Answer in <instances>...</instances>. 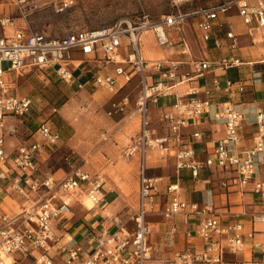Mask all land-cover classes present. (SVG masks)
<instances>
[{"label":"built area","instance_id":"1","mask_svg":"<svg viewBox=\"0 0 264 264\" xmlns=\"http://www.w3.org/2000/svg\"><path fill=\"white\" fill-rule=\"evenodd\" d=\"M27 3V0H19ZM172 11L160 17L142 14L122 17L109 25L88 27L74 20L73 26L64 34L48 36L42 32L14 29L10 34L5 28L13 26L10 17L0 16V191L15 194L26 204L14 214L2 210L0 202V264H14L15 256L32 257L34 264H145L152 258L153 246L149 240L151 226L147 215L157 210L156 197L162 177L146 175L147 154L156 151L160 156H172L179 172L188 170L196 179L203 169H219L223 172L222 188L236 187L250 189L256 197L257 210L250 215L252 223H264V95L255 102L253 112L254 129L249 138L240 134L247 110H241L233 102L237 93H244L248 85L262 83L259 71H254L246 79L232 80L228 75L223 79L213 77L211 87L194 85L183 92H173V87L203 76L207 71H228L249 64L238 56H221L215 60L188 62L194 73L182 70L183 62L177 60L150 61L141 51L143 33L151 31L160 46L170 45L169 33L181 31L184 21L200 15L197 27L204 41H210L216 48L234 50L239 47L238 36L229 27L224 38L215 36V27H222L221 15L234 11L247 26L255 27L261 41L251 39L252 44L264 42V0H217L200 7H191L172 0ZM77 0H42L34 7L50 9L55 15L75 17ZM126 50L125 54L122 50ZM78 50L83 55H93L101 67L92 71L84 81L74 77L66 62L71 60V52ZM7 62L3 68L2 63ZM112 66V73H102ZM49 70L63 82L74 84L81 89L94 85L114 95L133 76L139 78L141 88L134 101L132 115L138 117V130L121 155L124 161L139 158V183L136 206L123 222L118 215L111 217L113 228H103L99 232L88 229L80 240H69L64 245V253L59 255L56 235L57 223L68 217L72 205L82 196L95 206L104 198L105 179L101 174L92 175L82 167L74 166L72 171L59 181L51 176L40 178L36 162V152L43 146H52L59 140V132L52 129L46 120L39 122L34 140L29 144H19L8 153L5 149V125L8 115L24 117L30 113L32 101L19 97L12 91L10 77L22 76L32 70ZM156 74L158 81L149 82L148 77ZM225 94L227 100L220 105L210 101L213 92ZM174 94V103L164 111L161 120L168 133L154 136L149 116L150 103H157L159 96ZM203 95V96H201ZM128 97L111 102L106 114H125ZM56 111V108L53 109ZM210 115L217 120L222 131L214 140L211 149L203 159L195 150L184 143L183 129L192 124L193 119ZM191 136L201 141L202 132L193 131ZM10 191V192H8ZM168 193L174 194L160 213L167 219L181 215L184 224L196 219L193 234L202 241L199 249L192 247L176 251L174 256L162 264H264V241L259 244L262 257L228 259L245 250V237L253 238V229L246 230L240 222H223L216 211L211 191L199 202L186 201L179 195V184H168ZM83 206L84 203H82ZM130 226H128V225ZM175 225L171 227L174 233ZM188 236L192 232L187 231ZM54 252V255L53 253ZM55 256V257H54ZM58 257L60 260H57ZM11 258V263L7 259Z\"/></svg>","mask_w":264,"mask_h":264},{"label":"crops","instance_id":"2","mask_svg":"<svg viewBox=\"0 0 264 264\" xmlns=\"http://www.w3.org/2000/svg\"><path fill=\"white\" fill-rule=\"evenodd\" d=\"M199 1H195L196 3L193 7L206 6L217 0ZM41 2L42 0H27V3H25L26 7L28 4L33 3L30 9L35 11V21L25 18H21V20L17 18L19 19L17 21V19L10 15L8 17L13 21V26L5 28L4 32L10 34L12 30L20 29L24 31L32 30L42 32L48 36H58L64 34L73 26L74 21L68 16L60 17L55 15L50 9H44L38 6L34 7V3L39 5ZM175 2H182V4L191 7L193 5V0H175ZM172 5L173 3L171 2V7ZM7 15L8 13H5L4 16ZM200 19V15L187 18L182 25L181 31L172 30L169 33L171 44L166 46L158 45L151 31L143 33L140 41L143 56L150 61L168 59L181 61L183 62L181 65L182 70L194 73L192 66L188 62L205 59L215 60L224 55H233L250 62L249 64H243L238 69H233L240 73L239 77L241 79H246L252 72L257 71L258 65H254L264 62V47L256 48L251 42V39L261 41L255 27L244 25L234 11H230L226 15H221L220 21L224 25L222 27H215V36L223 39V42L227 41L224 38V32L229 27L238 36L239 47L234 50H228L224 47L216 48L213 44L214 37L208 42L202 39V33L197 27V22ZM77 22L81 23V21ZM82 23L85 24L84 22ZM126 52L125 49L122 50L123 54ZM256 57L259 59H255ZM66 64L72 71L74 77L81 82L86 80L92 71L98 70L101 67L94 60L93 55H83L78 50L71 52V60L67 61ZM112 68V66H108L106 70L100 71L102 73L106 71L112 73ZM226 76L227 71H207L203 76L173 87L172 91L183 92L189 86L194 85L211 87L213 77L223 79ZM148 80L149 82H155L159 80V77L153 74L148 77ZM97 88L89 84L78 90V92L85 91L94 98L95 92L93 91ZM114 95L110 94L109 98ZM262 95H264V82L248 85L244 93H237L233 99V102L239 109L247 110L244 124L240 129V134L247 139V144L254 129L253 112L255 102ZM209 98L216 106L227 100L225 94L219 91L213 92ZM128 99L129 103L126 108V113L119 114L113 120L112 126L117 131L113 135L114 142H111L112 146L110 144L111 154H103L104 160L98 162L96 166L92 164L93 158L88 159L84 165L82 164V169L92 175L96 173L103 175L105 179L103 185L104 198L99 205L90 209L86 206V202L84 203L85 206H83L82 199L84 196H82L79 201L73 203L71 214L58 221L56 235L59 240L56 246L61 248L58 250L59 255L64 253L63 247L69 240L81 239V243L86 246L87 243L82 236L88 229L99 232L103 228H113L111 224L112 216L118 215L121 221H127L128 214L136 206L140 173L139 158L135 156L130 161H124L121 155L122 149L131 142L138 130V117L131 114L134 107V98L128 97ZM174 100L175 96L171 94L168 96H159L156 104L150 103L148 110L154 136H161L168 133V129L162 122L161 116L174 103ZM8 116L5 117V125L12 132L9 134L6 131L4 136L6 139V151L10 153L17 145L22 143L29 144L34 140V132L41 119L34 118L31 116V113L24 117ZM63 120H65L63 115L59 109H56V112L53 113L51 124H48L52 129L59 132V140L55 145L49 147L42 145L36 152V162L40 178L51 176L55 181L61 180L68 173V170L59 166V160L69 154V152L80 157L85 152V146L80 141V130L77 128V125ZM193 131L202 132L201 141L191 136ZM221 131L222 126L217 120L208 114L203 115L202 117L193 119L192 124L183 129L184 143L195 150L198 158L203 159L206 151L211 149L214 140L220 135ZM146 175L160 176L162 177V182L156 197L157 210L147 215V221L151 226L149 240L153 246V255L145 264H162L171 259L176 251H183L192 247L199 249L202 244L201 239L193 234L196 219L193 218L190 220V223L184 224L181 215H177L174 219H167L159 212L165 204L171 201L174 194L168 193L166 187L168 184L174 183L179 184V195L186 201L199 202L203 195H209L208 191H211L216 211L223 217V222H240L246 230L253 229V238L245 237L244 239V252L235 257L225 252L226 258L237 260L242 258L261 259L262 253L260 252L259 244L264 241V223H252L250 221V213L259 208L255 200L256 197L251 193L250 189L240 191L236 187H230L228 189L222 188L221 180L224 176L223 172L219 169H203L199 172L198 177L194 179L188 170H181L179 172L176 170L174 157H162L156 151H150L147 154ZM0 202L2 210L9 214L16 213L12 211V207L5 209V206H8L5 198L0 199ZM25 204V202L20 200L18 206L21 208ZM173 224L176 227L174 233L171 232ZM187 231L192 232V235L188 236L186 234ZM52 253L54 255V252ZM56 259L60 260L58 257ZM13 261L15 262L14 264H24L23 261L26 264H34L30 256L22 257L17 255L13 258Z\"/></svg>","mask_w":264,"mask_h":264},{"label":"rangeland","instance_id":"3","mask_svg":"<svg viewBox=\"0 0 264 264\" xmlns=\"http://www.w3.org/2000/svg\"><path fill=\"white\" fill-rule=\"evenodd\" d=\"M195 1L197 2V0H193L192 7L195 6ZM205 1L207 0L199 2ZM171 2L172 0H77L73 21L84 22L92 28L109 25L122 17H134L142 14H148L149 17H160L172 11ZM28 5L26 7L25 3H20L19 0H0V16L8 13L7 17L11 15L15 19L25 18L35 21V11L30 9L33 3ZM253 45L256 48L264 47V42H257ZM2 66L6 68L7 62H3ZM11 86L13 93L17 96L31 99L30 113L34 118H40L41 121L46 120L51 124L53 113L56 112L53 109L56 108L59 109L65 120L77 125L85 152L81 157L69 152L59 160V166L68 170L66 175L72 171L75 165L82 167V164L87 163L88 159L93 158L92 164L96 166L98 162L104 160L103 154H111L110 144L112 146L113 135L117 131L112 125L114 118L119 114L110 117L106 112L110 109L111 102H117L124 96L133 97L135 101L141 88L139 78L133 76L113 97L109 98V93L97 88L94 89L95 94L92 98L85 91L78 92L80 89L74 84L58 79L53 72L37 69H32L22 76H12ZM10 116L12 115L8 117ZM0 193V199L5 198L8 204L5 209L12 207L13 212L20 210L18 206L20 199L15 194L8 195L5 191H0ZM82 200L83 203L86 202V206L89 205L86 197H83ZM23 263L26 264L25 261Z\"/></svg>","mask_w":264,"mask_h":264},{"label":"trees","instance_id":"4","mask_svg":"<svg viewBox=\"0 0 264 264\" xmlns=\"http://www.w3.org/2000/svg\"><path fill=\"white\" fill-rule=\"evenodd\" d=\"M257 71H259V72L261 73V76H262V82H264V62L258 64ZM239 74H240V73H239L238 71L233 70V69L227 71V75H228L232 80L240 79Z\"/></svg>","mask_w":264,"mask_h":264},{"label":"bare ground","instance_id":"5","mask_svg":"<svg viewBox=\"0 0 264 264\" xmlns=\"http://www.w3.org/2000/svg\"><path fill=\"white\" fill-rule=\"evenodd\" d=\"M86 199H87V201L89 203V205L87 207L90 208V209L94 208L95 205L88 198H86ZM10 262H11V258H8L7 259V263H10Z\"/></svg>","mask_w":264,"mask_h":264}]
</instances>
